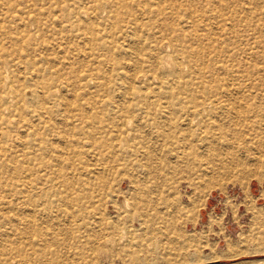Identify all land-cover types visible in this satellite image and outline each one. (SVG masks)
<instances>
[{
    "label": "rangeland",
    "instance_id": "obj_1",
    "mask_svg": "<svg viewBox=\"0 0 264 264\" xmlns=\"http://www.w3.org/2000/svg\"><path fill=\"white\" fill-rule=\"evenodd\" d=\"M0 264H264V0H0Z\"/></svg>",
    "mask_w": 264,
    "mask_h": 264
},
{
    "label": "bare ground",
    "instance_id": "obj_2",
    "mask_svg": "<svg viewBox=\"0 0 264 264\" xmlns=\"http://www.w3.org/2000/svg\"><path fill=\"white\" fill-rule=\"evenodd\" d=\"M218 16V15H217ZM124 37V35H122ZM127 37V35H126ZM129 39V37L127 38ZM124 40V39H123ZM130 40V39H129ZM128 41V40H127ZM125 42V40H124ZM131 43V42H130ZM129 43V44H130ZM140 48V47H139ZM132 50V49H131ZM138 50V49H137ZM220 59V58H219ZM157 62V61H156ZM164 66V62L162 63H158L155 67L152 66L151 68V75L152 79H157L159 78L161 75L160 70H162ZM123 74V73H122ZM26 75V74H25ZM150 75V74H149ZM147 76V75H146ZM212 77V76H211ZM29 78V77H28ZM124 78V77H123ZM24 79V78H23ZM27 79V78H26ZM4 80V79H3ZM213 81V80H212ZM4 82V81H3ZM8 83V82H7ZM208 83V82H207ZM3 84V83H2ZM159 84V83H158ZM9 86V85H8ZM237 86V85H236ZM165 88V87H164ZM208 94V93H206ZM235 95V94H234ZM164 97H167L165 99H173L175 98V96L173 95H163ZM16 99V98H15ZM23 99V98H21ZM23 101V100H22ZM175 104H170V106H178L181 110L182 118L185 124L192 126L195 121L199 120V122L204 119L205 116L211 115L216 109V104L215 101L212 100V97L207 98L204 100V102H197V101H193L191 104L193 105L192 107H189V105H187L186 103H183L182 100H176V102H174ZM39 120V119H38ZM174 122V121H173ZM197 123V122H196ZM198 124V123H197ZM195 125V124H194ZM203 132V131H202ZM189 134V133H188ZM190 135V134H189ZM188 135V136H189ZM79 186L81 185H73V190L76 192L78 191L77 188H79ZM79 193H81V191H78ZM34 218V217H33ZM59 226V225H58ZM69 226V225H68ZM55 228V227H54ZM218 258V257H215Z\"/></svg>",
    "mask_w": 264,
    "mask_h": 264
}]
</instances>
